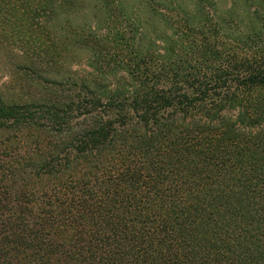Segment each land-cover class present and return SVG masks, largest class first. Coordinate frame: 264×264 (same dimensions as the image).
<instances>
[{"label":"trees","instance_id":"trees-1","mask_svg":"<svg viewBox=\"0 0 264 264\" xmlns=\"http://www.w3.org/2000/svg\"><path fill=\"white\" fill-rule=\"evenodd\" d=\"M74 2L0 0V264H264V0Z\"/></svg>","mask_w":264,"mask_h":264},{"label":"rangeland","instance_id":"rangeland-1","mask_svg":"<svg viewBox=\"0 0 264 264\" xmlns=\"http://www.w3.org/2000/svg\"><path fill=\"white\" fill-rule=\"evenodd\" d=\"M128 5L134 6L135 9H140L142 15H149L148 10L145 9L143 1L145 0H126ZM158 1V0H156ZM220 12L226 11L230 7V0H218ZM237 10H240V8ZM239 13H241L239 11ZM101 18V13L99 11V2L98 0H75L72 5H69L63 8L62 12L59 14L58 18L55 21L56 27H59V34L63 35L66 30L73 29L69 26V22L74 27L76 26H93ZM72 37L70 33H67ZM66 49L69 53L68 58H66L63 64L62 59L56 63V65H50L48 68L42 66L45 71L42 72V77L49 78H59L60 74L68 71L69 69H77V63L83 60L85 53L81 50L73 48L71 44L66 46ZM32 52L29 51V54L26 56L25 53L14 44H4L0 41V93H3L5 96L18 97L25 89L24 86L28 84L34 85V81L28 76V72H24L22 65L27 64V60L32 59ZM65 70V71H64ZM28 83V84H27ZM25 84V85H24ZM24 85V86H23ZM21 87V88H20ZM35 87L38 88V85ZM28 90V89H27ZM2 134L4 132L0 131V141H2Z\"/></svg>","mask_w":264,"mask_h":264}]
</instances>
